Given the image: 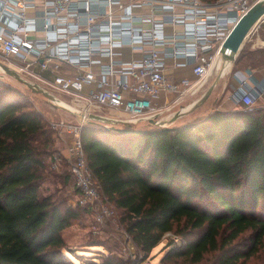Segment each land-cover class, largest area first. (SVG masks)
Returning <instances> with one entry per match:
<instances>
[{"label": "trees", "instance_id": "obj_1", "mask_svg": "<svg viewBox=\"0 0 264 264\" xmlns=\"http://www.w3.org/2000/svg\"><path fill=\"white\" fill-rule=\"evenodd\" d=\"M130 126L147 131L90 121L81 138L101 194L143 252L168 234L166 262L212 255L217 264H238L264 249V106L216 110L177 126ZM53 133L29 97L0 77V264H73L61 232L87 207L40 191Z\"/></svg>", "mask_w": 264, "mask_h": 264}, {"label": "built area", "instance_id": "obj_2", "mask_svg": "<svg viewBox=\"0 0 264 264\" xmlns=\"http://www.w3.org/2000/svg\"><path fill=\"white\" fill-rule=\"evenodd\" d=\"M258 1L0 0V57L57 100L61 92L78 96L85 109L77 110L97 104L124 124L154 119L164 127L163 117L211 79L230 31ZM256 23L254 32L264 30V14ZM188 64L193 78L170 76L171 68ZM254 90L241 80L235 98L253 106L255 96L264 93ZM77 121L68 153L53 155L52 166L60 159L69 164L78 205L103 221L114 209L103 201L85 156L78 115Z\"/></svg>", "mask_w": 264, "mask_h": 264}, {"label": "rangeland", "instance_id": "obj_3", "mask_svg": "<svg viewBox=\"0 0 264 264\" xmlns=\"http://www.w3.org/2000/svg\"><path fill=\"white\" fill-rule=\"evenodd\" d=\"M0 61L6 64L5 58L0 57ZM44 74L48 75L46 72H44ZM0 77L29 97L32 105L47 121V125L51 132H54L55 149L51 156L47 158L49 164L51 162V165L50 168L48 167L46 170V175L40 189L41 193H53L58 196L57 198L66 200L68 204L74 207L78 206L79 195L74 187L69 164L64 159H60L58 161V167L55 168L52 166L51 160L53 155L61 152L63 142L66 143L65 146L67 149V146L73 140L74 135H72L73 129L71 126L78 123L77 116L64 108L55 107L45 96L33 92L25 84L6 74L1 67ZM57 96L69 104L71 103L70 97L64 95V92L57 93ZM70 105L78 109L75 104L71 103ZM98 110L104 114L110 111L104 109V107H99ZM134 126H155L157 128V126L150 121H139L134 124ZM67 153L68 152H66V154ZM64 174L69 176L68 181L63 182L61 180V176ZM103 201L110 208L114 209L112 217H106L103 221H99L95 212L87 207L84 212L82 211L79 218L74 220L69 227L61 232L67 250H72V252L67 251L65 254L69 262L73 264H91L92 262H103L105 259L115 258L125 261L127 264H186V262H183L181 259L176 260V263L163 260V257L170 249V247H168V242L171 240V234L166 235L150 253L143 252L135 244L131 235L123 225L120 209L107 198H104ZM247 236L248 235L243 236L240 240L243 242L246 241L248 238ZM198 264L217 263L213 261V256L211 255L208 259ZM238 264H264V249H261L256 256H252L246 260L242 259Z\"/></svg>", "mask_w": 264, "mask_h": 264}, {"label": "crops", "instance_id": "obj_4", "mask_svg": "<svg viewBox=\"0 0 264 264\" xmlns=\"http://www.w3.org/2000/svg\"><path fill=\"white\" fill-rule=\"evenodd\" d=\"M172 61L173 60H169L170 66ZM214 70L215 72L213 76L201 91L195 95L187 97L178 105H175L171 112L172 114L170 116L165 115L163 117V121L166 122L165 126H177L189 121H194L216 110H234L239 108L243 104L237 101L235 94H237L240 89L241 80H245L247 88L252 89L253 92H255V88L263 90L264 30L255 32L252 31L246 36L234 61L223 63L219 56ZM220 72H222V75L219 81L215 85L209 98L203 104H201L192 112L170 121L172 116L180 109L181 106H190L198 98H200L205 90L214 82ZM169 73L170 76H172L177 81L183 77H194L192 66L190 64L178 67L177 69L171 68ZM159 101L162 102L163 99L160 98ZM254 105L264 106L263 92L255 96ZM65 145L66 143L63 142L61 151L66 155L67 149Z\"/></svg>", "mask_w": 264, "mask_h": 264}, {"label": "water", "instance_id": "obj_5", "mask_svg": "<svg viewBox=\"0 0 264 264\" xmlns=\"http://www.w3.org/2000/svg\"><path fill=\"white\" fill-rule=\"evenodd\" d=\"M264 14V0H260L257 3H255L250 10L244 14L239 21L234 25L232 30L230 31L229 35L227 36L226 40L223 43V46L220 51V59L223 63H226L228 61H234L236 59L237 53L239 52L240 48L242 47L243 41L245 40L246 36L250 32L253 25L256 23V21ZM0 67L1 69L8 75L16 78L21 83L27 85L33 92L40 93L43 96H45L55 107H60L68 110L74 115H78L80 119L85 123L90 121L99 122L101 124H104L105 127L117 130L119 132L123 133H143L147 130L139 129L132 127L130 125L128 126H120V124H123V120L118 119L111 115H105L93 111H86L82 112L80 110L66 107L62 104H60L57 101L56 96L50 92L47 89H44L41 87L38 83L32 82L22 76L19 72L16 70L10 68L6 64L0 61ZM222 75V72H220L217 75V78L214 80V82L205 90V92L202 94L200 98H198L193 104L190 106H187L184 110H178L170 119V121L183 116L185 114H188L195 110L197 107H199L201 104H203L210 96L211 92L213 91L215 85L219 81L220 77ZM150 122L155 124V120L151 119ZM165 127V126H164Z\"/></svg>", "mask_w": 264, "mask_h": 264}, {"label": "bare ground", "instance_id": "obj_6", "mask_svg": "<svg viewBox=\"0 0 264 264\" xmlns=\"http://www.w3.org/2000/svg\"><path fill=\"white\" fill-rule=\"evenodd\" d=\"M257 23H258V22H257ZM257 23L254 24L253 28H251V30H250V32H249L248 34H250V33L253 31V29L257 26ZM64 95H67V97H70L71 103L75 104V106H77L78 109H79V107H82L83 109H85L84 102H82L78 96H75V95L70 94V93H66V94L64 93ZM64 99H65V98H64ZM68 99H69V98H68ZM57 101H58L60 104L66 106V107L74 108L72 105H70L71 103L69 104L68 102H66V101L63 100V99H60V98H59V100H57ZM99 107H102V108H103L104 106H102V105H97V104H96V105H92V106L88 107L87 111H93V112L101 113V111L98 110ZM74 109H76V108H74ZM104 109H108V108L104 107ZM108 110H109V109H108ZM102 111H103V110H102ZM101 114H104V113L102 112ZM108 114H109V115H112L113 112H111V110H110V111H107L105 115H108Z\"/></svg>", "mask_w": 264, "mask_h": 264}]
</instances>
